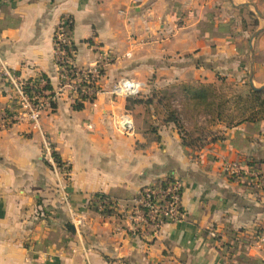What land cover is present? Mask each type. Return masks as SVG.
<instances>
[{
	"label": "crops",
	"instance_id": "1",
	"mask_svg": "<svg viewBox=\"0 0 264 264\" xmlns=\"http://www.w3.org/2000/svg\"><path fill=\"white\" fill-rule=\"evenodd\" d=\"M64 16L73 22L76 67H92L97 52L112 57L94 101L74 110L61 93L40 120L69 166L70 201L83 225L79 235L69 223L41 137L18 115L0 77V264H264V186L230 181L222 170L224 162L251 158L264 171V121L185 128L197 146L188 148L174 124L109 94L121 78L141 82V95L182 84L246 89L250 72L253 85L264 86V0H0L1 60L25 80L43 74L52 92L53 34ZM125 112L131 132L117 125ZM169 177L182 184L184 220L156 236L117 231L116 219L92 206L102 194L122 208Z\"/></svg>",
	"mask_w": 264,
	"mask_h": 264
},
{
	"label": "built area",
	"instance_id": "2",
	"mask_svg": "<svg viewBox=\"0 0 264 264\" xmlns=\"http://www.w3.org/2000/svg\"><path fill=\"white\" fill-rule=\"evenodd\" d=\"M71 17L64 16L57 23L53 34V62L57 70L58 84L54 92L45 89L47 77L37 75L34 80L23 79L11 71L0 58V77L10 88L16 104L18 115L25 119L30 128L41 137V154L49 168L53 178V189L58 202L66 211L69 223L74 231L80 235L82 219L77 215L71 201L68 187L69 166L58 163L54 149L41 127V115L50 109V101H55L57 95L66 93L73 101L88 102L95 100L100 92V81L105 69L111 63L112 57L105 52H97L96 61L92 67L78 68L74 59L77 54L75 43L71 39ZM73 28V27H72ZM142 83L130 79L121 78L112 84L109 94L125 99L135 98L142 90ZM53 93L52 97L49 95ZM93 100V101H94ZM16 115V116H18ZM125 124L133 121L129 113L125 112L117 120V125L123 132ZM222 170L227 179L234 182L246 183L250 187L260 189L264 186V171L257 165L237 161H227L222 165ZM182 184L179 180L169 177L155 181L151 185L139 189L131 199L130 204L119 207L115 199L99 197L93 198L92 206L101 217H113L117 221L116 230L128 232L135 237H149L158 235L163 226L184 220L181 208ZM121 222H125V226ZM211 237L216 232L210 233ZM264 242V236L260 237Z\"/></svg>",
	"mask_w": 264,
	"mask_h": 264
},
{
	"label": "trees",
	"instance_id": "3",
	"mask_svg": "<svg viewBox=\"0 0 264 264\" xmlns=\"http://www.w3.org/2000/svg\"><path fill=\"white\" fill-rule=\"evenodd\" d=\"M251 16H253V14H251ZM253 24L254 26L257 25L255 19ZM72 27L73 26H71V30ZM88 42L91 44L90 41ZM39 76L46 77L43 74H39ZM30 80L35 81V79H29V81ZM226 86L234 88L232 85H220L219 87H216L212 84H182L178 85L174 90H179V92L182 93L184 102L182 105H190L192 108L196 109L197 112L203 111V115L208 116V125L221 124L225 128L230 129L244 123H258L260 121H264V89L254 90L248 85H245L246 89H239L235 86V88H237V95L225 99L223 98L220 90ZM45 89L52 92V87L48 79ZM165 93H170V91H153L149 95H141L140 93L135 98L127 99V109L133 111L136 106H141L143 108L141 113H145L147 115H151V113H153L154 116L159 118L160 124H174L179 131L183 146L188 148L197 147L194 144L195 141L189 137V134L186 131H182L176 112L170 109V106L167 103L168 101L165 98ZM52 95L53 93H51L49 97H52ZM93 100L94 99H91L88 102H92ZM84 102V99L81 101H74L73 109L81 110ZM56 107V101L51 100L50 111L54 112ZM137 114L138 113H136V115ZM150 128L152 129V132H156L152 126H150ZM156 139L159 140V138ZM54 155L57 162L60 163L61 160L56 152H54ZM244 162L252 164L256 161L251 158H244ZM257 163H259V161H257ZM97 197L101 200L108 198L102 194L94 196V198ZM259 234L260 233H257L255 235ZM212 239H218L217 233L215 237H212ZM251 240L252 237H249L246 242H243V245L247 246ZM238 242L242 241L237 239V243Z\"/></svg>",
	"mask_w": 264,
	"mask_h": 264
},
{
	"label": "rangeland",
	"instance_id": "4",
	"mask_svg": "<svg viewBox=\"0 0 264 264\" xmlns=\"http://www.w3.org/2000/svg\"><path fill=\"white\" fill-rule=\"evenodd\" d=\"M220 92L223 95V98H231L237 95V88H235V86L234 88L226 86L223 87ZM165 98L168 101L167 103L169 104L170 109L176 112L182 131L185 132V128H189L190 130H192L199 128L201 129L203 125L210 126L207 124V122H201V120L199 119V115L204 114L203 111L197 112V110L192 108L190 105H182V103L184 102L182 93L179 92V90H172L170 91V93H165ZM13 117L16 118V115H14Z\"/></svg>",
	"mask_w": 264,
	"mask_h": 264
},
{
	"label": "water",
	"instance_id": "5",
	"mask_svg": "<svg viewBox=\"0 0 264 264\" xmlns=\"http://www.w3.org/2000/svg\"><path fill=\"white\" fill-rule=\"evenodd\" d=\"M259 32H260V31L258 30V31H256V32L252 35V37H251V39H250V42H251V40H253V39L259 34ZM250 50H251V43H250ZM249 83H250L252 89H254V90H262V89H264V86L257 88V87H255V86L253 85V83H252V73H251V72H250V76H249ZM132 129H133V127H132L131 124H125V125H124V130H127V131L131 132Z\"/></svg>",
	"mask_w": 264,
	"mask_h": 264
}]
</instances>
